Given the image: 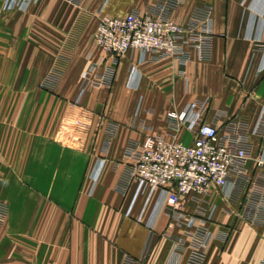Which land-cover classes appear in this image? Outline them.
Masks as SVG:
<instances>
[{
	"label": "crops",
	"instance_id": "1",
	"mask_svg": "<svg viewBox=\"0 0 264 264\" xmlns=\"http://www.w3.org/2000/svg\"><path fill=\"white\" fill-rule=\"evenodd\" d=\"M163 5L180 25L211 23V56L132 50L100 83L113 67L95 40L100 17ZM85 74L95 85L80 98ZM203 102L202 120L235 128L250 156L228 187L173 212L161 190L128 184L133 145L173 134L192 144L195 130L176 132L167 114ZM261 160L264 0H40L26 12L0 0V264H190L208 232L201 264H264Z\"/></svg>",
	"mask_w": 264,
	"mask_h": 264
},
{
	"label": "built area",
	"instance_id": "2",
	"mask_svg": "<svg viewBox=\"0 0 264 264\" xmlns=\"http://www.w3.org/2000/svg\"><path fill=\"white\" fill-rule=\"evenodd\" d=\"M39 1L2 0V9L6 12H26ZM95 40L112 58L111 72L100 82L110 85L121 57L132 50H139L145 59L173 58L186 64L191 59L192 50L201 59L211 56L213 36L210 22L194 21L187 26L180 25L173 20L171 10L163 5L145 13L131 12L123 17L102 15ZM86 77L87 74L80 98L90 86L95 85ZM206 109L207 102L192 103L167 114L176 132L184 126L195 130L192 144L180 141L176 134L170 140L147 135L136 142L132 150L137 158L127 169L128 184L136 183L139 191L145 188L161 190V206H169L173 212L182 211L185 196L204 195L213 186L228 187L232 172L249 158V149L235 128L224 135L215 125L204 122L202 115ZM259 164L263 165L264 160ZM215 209L212 208L208 219L213 217ZM5 213L6 205L0 202V227ZM210 239L209 232L200 236L190 264L202 263L204 252L201 248H205ZM125 264H133V260L127 259Z\"/></svg>",
	"mask_w": 264,
	"mask_h": 264
},
{
	"label": "rangeland",
	"instance_id": "3",
	"mask_svg": "<svg viewBox=\"0 0 264 264\" xmlns=\"http://www.w3.org/2000/svg\"><path fill=\"white\" fill-rule=\"evenodd\" d=\"M45 86H47V87H53V86H51V84H46ZM7 212H8V210H7V206H6L5 217H7ZM5 217H4V221H5ZM4 221H3V223H4ZM3 223H2V225H1V227H0V231H1V228H2V226H3Z\"/></svg>",
	"mask_w": 264,
	"mask_h": 264
}]
</instances>
